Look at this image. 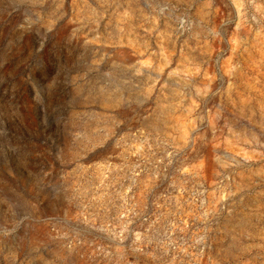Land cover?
I'll list each match as a JSON object with an SVG mask.
<instances>
[{
    "label": "rangeland",
    "instance_id": "obj_1",
    "mask_svg": "<svg viewBox=\"0 0 264 264\" xmlns=\"http://www.w3.org/2000/svg\"><path fill=\"white\" fill-rule=\"evenodd\" d=\"M0 264H264V0H0Z\"/></svg>",
    "mask_w": 264,
    "mask_h": 264
}]
</instances>
